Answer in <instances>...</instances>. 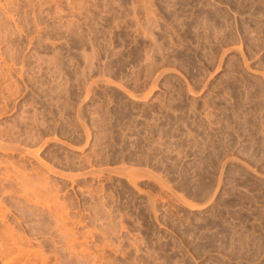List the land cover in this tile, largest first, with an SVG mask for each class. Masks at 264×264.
<instances>
[{"label": "rangeland", "instance_id": "obj_1", "mask_svg": "<svg viewBox=\"0 0 264 264\" xmlns=\"http://www.w3.org/2000/svg\"><path fill=\"white\" fill-rule=\"evenodd\" d=\"M0 107L43 264H264V0H0Z\"/></svg>", "mask_w": 264, "mask_h": 264}, {"label": "bare ground", "instance_id": "obj_2", "mask_svg": "<svg viewBox=\"0 0 264 264\" xmlns=\"http://www.w3.org/2000/svg\"><path fill=\"white\" fill-rule=\"evenodd\" d=\"M4 72V71H3ZM6 88V87H5ZM7 89V88H6ZM7 93V92H6ZM4 94V93H3ZM1 108V107H0ZM5 112V111H4ZM3 142V141H2ZM2 142H0V150L3 152H7V151H10V152H19L20 154H25V155H28L29 153H28V151H25V150H22L21 148L22 147H20V148H18V147H15V146H10V145H7V144H4V143H2ZM17 145V144H16ZM30 151V150H29ZM3 152V153H4ZM33 152H31L29 155L30 156H32L31 154H32ZM35 155V154H34ZM5 158V157H4ZM35 158H37L36 156H35ZM37 160H38V158H37ZM39 161V160H38ZM9 162V161H8ZM50 164V163H49ZM8 165V164H7ZM41 165H43V163L41 164ZM22 166V165H21ZM51 166V165H50ZM10 167V166H9ZM14 167V166H13ZM19 167V166H18ZM43 167V166H42ZM18 169V168H17ZM45 169V168H44ZM2 169L0 168V171H1ZM34 170V169H33ZM54 170V169H53ZM25 171V170H24ZM3 172H4V170H3ZM8 172V171H7ZM21 172V171H20ZM49 172V171H48ZM10 173V172H9ZM18 173V172H17ZM31 173V172H30ZM10 175V174H9ZM18 175V174H17ZM16 175V176H17ZM20 175V174H19ZM29 175V174H28ZM1 176H2V174H1ZM64 176V175H63ZM66 176V175H65ZM71 176V175H70ZM68 177V176H67ZM4 181H6V180H8L9 178L7 177L6 178V176L4 175ZM18 178V177H17ZM24 178L25 177H23V179H21L20 178V180H23V181H25L24 180ZM19 180V181H20ZM22 181V182H23ZM21 182V181H20ZM26 182V181H25ZM23 183V184H20L21 186L20 187H22V186H24V188H25V186H27L26 184H27V182L26 183ZM8 183H9V181H8ZM18 183V182H17ZM29 183V182H28ZM25 184V185H24ZM46 184H48V183H46ZM45 184V185H46ZM1 185V184H0ZM12 185V184H11ZM3 186H5V185H3ZM8 186V185H7ZM32 186H33V184H32ZM39 187V186H38ZM49 187V186H48ZM7 188V187H6ZM5 188V189H6ZM14 188V187H13ZM26 189V188H25ZM23 189V187H22V189L20 188V191L22 192V194H21V196H23L22 198H25L24 200H27L28 202L27 203H30V205L31 204H34V205H39V203H40V198H39V202H38V197L39 196H37V194L36 195H34L35 193L33 192V193H31L30 194V192H28V190L26 189ZM39 189V188H38ZM52 189V188H51ZM46 190V189H45ZM2 191V190H1ZM17 191V190H16ZM33 191H35L34 189H33ZM55 191V190H54ZM53 191V192H54ZM19 192V191H18ZM44 192V191H43ZM9 193H10V191H9ZM17 193V192H16ZM20 193V192H19ZM41 193V192H40ZM46 193V192H45ZM8 194V193H7ZM51 194V193H50ZM19 195V194H18ZM52 195V194H51ZM31 196H33V197H31ZM34 196H37V197H34ZM36 200H35V199ZM56 198V197H55ZM42 199V198H41ZM46 199H47V196H46ZM51 199H52V197H51ZM48 200V199H47ZM46 200V201H47ZM50 200V199H49ZM44 201V200H43ZM63 203V202H62ZM4 204V203H3ZM60 204V203H59ZM22 205V204H21ZM42 205V204H41ZM41 205H39V206H41ZM56 206V205H55ZM44 207V206H43ZM61 207V206H60ZM37 208V207H36ZM65 208V207H64ZM63 209V208H62ZM21 210V209H20ZM53 210V209H52ZM64 212V211H63ZM8 213V212H7ZM7 213H6V211H5V209L3 210V208L0 206V262H2L1 264H39V262H41L40 264H43V262H45V260L46 259H41V260H38V250L36 251V249H35V251H34V249L33 250H31L30 249V246H29V241L27 242L23 237H21V236H19V234H17L16 232H14V230H13V228H11L12 226H9V224L7 223V218H8V215H7ZM11 213V212H10ZM54 213H55V211H54ZM58 214V213H57ZM64 214V213H63ZM66 214V213H65ZM15 216V215H14ZM50 216V215H49ZM54 216V215H53ZM61 215H59V217L58 218H61L60 217ZM64 216V215H63ZM66 216V215H65ZM14 218V217H13ZM16 218H17V216H16ZM21 218H22V216H21ZM56 218V217H55ZM65 219V218H64ZM15 220H18V218L17 219H15ZM58 220H60V219H58ZM66 220V219H65ZM56 221V220H55ZM63 220H61V222H62ZM69 221V220H68ZM60 222V223H61ZM67 222V221H66ZM55 223V222H54ZM57 224V223H56ZM55 224V225H56ZM61 225V224H60ZM68 225V224H67ZM64 226V225H63ZM54 227V226H53ZM59 227V226H58ZM67 227V226H66ZM65 227V228H66ZM71 226H69V228H70ZM67 229V228H66ZM65 229V230H66ZM69 230V229H68ZM60 231H62V230H60ZM19 233V232H18ZM62 233H64V232H62ZM66 234V233H65ZM62 235V234H61ZM67 235V234H66ZM68 235H70V234H68ZM35 236V235H34ZM27 237V236H26ZM71 237V236H70ZM65 238V237H64ZM75 238V237H74ZM57 239V238H56ZM68 241H69V239H68ZM72 241V240H71ZM77 242V241H76ZM69 244V243H68ZM77 244V243H76ZM31 245H32V243H31ZM72 245V244H71ZM75 245V244H74ZM33 246V245H32ZM31 246V247H32ZM70 246V245H69ZM68 246V247H69ZM82 247V246H81ZM70 248H72V246L70 247ZM75 248V247H74ZM78 248V247H77ZM43 249V248H42ZM72 250V249H71ZM74 250V249H73ZM83 250V249H82ZM41 251V250H40ZM69 251V250H68ZM84 251V250H83ZM86 251H87V249H86ZM72 252V251H71ZM77 252V251H76ZM78 252H80V250H78ZM39 253H41V252H39ZM87 253V252H86ZM88 254V253H87ZM91 254V253H90ZM41 255H42V253H41ZM72 255V254H71ZM80 255V254H79ZM91 255H93V254H91ZM39 256H40V254H39ZM45 256V255H44ZM42 257V256H41ZM46 258V257H45ZM71 258V257H70ZM82 258H86V257H83L82 256ZM94 259V258H93ZM95 260V259H94ZM87 261V260H86ZM93 261V260H92ZM46 263V262H45ZM44 263V264H45ZM92 264V263H91ZM95 264V263H94Z\"/></svg>", "mask_w": 264, "mask_h": 264}]
</instances>
